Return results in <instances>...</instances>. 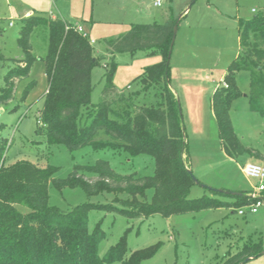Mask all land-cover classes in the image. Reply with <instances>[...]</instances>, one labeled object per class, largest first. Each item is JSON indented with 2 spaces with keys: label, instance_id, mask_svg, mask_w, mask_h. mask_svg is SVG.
<instances>
[{
  "label": "trees",
  "instance_id": "1",
  "mask_svg": "<svg viewBox=\"0 0 264 264\" xmlns=\"http://www.w3.org/2000/svg\"><path fill=\"white\" fill-rule=\"evenodd\" d=\"M21 21L16 44L24 66L5 74L4 87L0 88V108L13 99V77H28L35 60L30 35L36 26L45 25L48 48L43 61L47 88L41 98L36 134L42 135L47 145H60L68 151L90 146L95 150L123 152L130 158L147 156L153 161L154 171L146 176L135 172L120 175L107 161L97 160L93 165L74 166L65 178L55 179L57 168L52 166L39 168L26 160L5 165L7 142L0 139V264H113L116 261L141 264L155 255L159 244L128 253L126 231L100 257L98 244L104 234L100 222L92 232L88 231L90 211L142 220L153 215L170 217L219 208L236 212L252 202L242 192L231 196L207 188L212 196L189 198L195 183L183 157L187 143L178 103L169 84L168 52L176 21L172 15L163 23L131 24L125 34L105 42L108 63L104 87L96 104L90 101L91 72L105 58L95 56L88 38L59 18L31 15ZM238 25L240 49L212 93L211 109L224 154L233 160L244 154L260 159L261 154L246 148L235 134L229 111L231 103L242 96L236 74L247 71L249 108L264 116V14L240 20ZM138 51L158 53L161 60L135 78L140 91L133 94L118 91L112 85L114 57ZM150 91L154 92L156 104L146 106L136 102ZM3 126L0 124V130ZM100 133L108 139L97 140ZM49 185L59 192L65 188L80 189L88 197L107 193L124 198L104 204L86 202L64 211L50 205ZM224 196L233 200L221 199ZM258 235L255 239H242L239 246L226 250L213 264H242L248 257H259L264 252V234Z\"/></svg>",
  "mask_w": 264,
  "mask_h": 264
},
{
  "label": "rangeland",
  "instance_id": "2",
  "mask_svg": "<svg viewBox=\"0 0 264 264\" xmlns=\"http://www.w3.org/2000/svg\"><path fill=\"white\" fill-rule=\"evenodd\" d=\"M153 3L154 0H0V54L3 57L0 60V88L4 87L5 74L24 64L22 59H15L19 52L16 38L22 27L21 18L28 11L41 17L64 18L83 27L93 42L95 56L105 58L91 72L90 101L96 104L104 87L105 65L108 63L105 42L125 34L131 24L165 22L171 8L173 19L179 21L169 58V84L175 93L187 143L185 163L192 170L193 177L210 189L235 192L231 187L246 190L250 185L255 186L256 180L247 179L242 174V167L247 163L264 166V116L249 108L246 95L250 74L247 71L236 74V85L242 96L231 103L229 117L241 143L259 152L260 159H253L248 154L234 161L224 157L211 97L222 80V74L239 52V21L264 14V0H163L160 7ZM30 44L35 59L30 74L21 80L13 99L0 108V124L4 125L0 139L7 142L5 165L26 160L39 168L52 166L57 168L53 178L63 179L74 166H89L97 160H104L120 175L153 174L154 164L147 156L130 158L123 152L95 150L90 146L68 151L60 145H47L45 138L36 134L41 98L47 88L43 61L48 48L45 25L33 29ZM160 60L158 53L144 51L115 55L112 85L126 94L140 91L135 78ZM12 80L15 85V76ZM136 102L149 106L156 104L157 99L150 91L139 96ZM107 139L103 133L97 137V140ZM48 193L50 205L64 211L86 202L104 204L111 203L114 198H124V195L115 197L107 193L88 197L80 189L65 188L59 192L51 185ZM203 195L212 196L208 190L195 184L189 198ZM221 199L233 200L229 196ZM98 222L104 234L98 244L100 257L127 231L128 253L159 244L155 255L141 264H213L214 256H221L226 250L239 246L242 237L254 235L256 238L258 233L264 234V207L256 214L246 212L244 216L229 208H220L170 217L153 215L142 220H128L112 212L90 211L88 231L92 232ZM244 264H264V253Z\"/></svg>",
  "mask_w": 264,
  "mask_h": 264
},
{
  "label": "built area",
  "instance_id": "3",
  "mask_svg": "<svg viewBox=\"0 0 264 264\" xmlns=\"http://www.w3.org/2000/svg\"><path fill=\"white\" fill-rule=\"evenodd\" d=\"M163 0H154L153 5L155 7H160ZM74 30L81 34L83 37L88 38L87 34L83 31L81 26H73ZM65 29H68V25L65 24ZM89 40V39H88ZM92 45L93 42L90 41ZM242 172L247 179L256 180V185L252 188L248 196L252 199V202L238 208L236 213L239 216H244L246 212L250 214H256L258 210L264 207V166L255 164V163H247L242 167Z\"/></svg>",
  "mask_w": 264,
  "mask_h": 264
},
{
  "label": "crops",
  "instance_id": "4",
  "mask_svg": "<svg viewBox=\"0 0 264 264\" xmlns=\"http://www.w3.org/2000/svg\"><path fill=\"white\" fill-rule=\"evenodd\" d=\"M34 12H26L25 14H24V17L23 18H21V20L22 19H24V18H27V17H29V16H31V15H35V14H33ZM170 15H172V11H171V8L169 9V15L167 16V17H169ZM45 18H47V17H45ZM50 18H55V16H53V17H50ZM56 18H59V19H62L63 21H65V22H67V23H69L66 19H64V18H60V17H57L56 16ZM168 19V18H167ZM166 19V20H167ZM71 24V23H70ZM72 25H74V24H72ZM74 26H77V25H74ZM78 26H81V25H78ZM82 27V26H81ZM82 29H83V27H82ZM83 31H84V29H83ZM19 34V33H18ZM17 39V38H16ZM17 45V44H16ZM94 49V48H93ZM18 51L19 52H17L16 54H15V59H22V53H21V51L19 50V48H18ZM32 52V51H31ZM33 54V53H32ZM23 66H24V64H22ZM31 71V70H30ZM44 71H45V66H44ZM226 73V72H225ZM225 73H223L222 74V76H221V79H223V77H224V75H225ZM30 74V73H29ZM29 76V75H28ZM28 77H26V78H21V79H15L16 80V84H15V94H16V91H17V88H18V86H19V84H20V82H21V80H24V79H27ZM46 90V89H45ZM45 92V91H44ZM172 92H173V90H172ZM174 93V92H173ZM213 93V92H212ZM175 94V93H174ZM220 149H221V152L223 153V155H224V157L226 158V159H229V160H232V161H234L233 159H230V158H228L225 154H224V152L222 151V148H221V146H220ZM184 157V160H186L187 159V157H186V155H184L183 156ZM186 165H187V163H186ZM191 172H192V170L189 168V167H187ZM242 174H243V172H242ZM232 186V185H231ZM254 186H252V185H250L249 186V188H247L246 190H243V189H240V188H238V187H231V190L233 189L235 192H237V193H240V192H242V193H245V194H249L250 193V191L252 190V188H253ZM193 188V187H192ZM192 188H191V190H192ZM208 188V187H207ZM191 193V192H190ZM210 193V192H209ZM211 194V193H210ZM220 209V208H219ZM229 209H231V208H229ZM232 210V209H231ZM208 211H210V210H206V212H208ZM233 212V211H232ZM234 213H236V212H234ZM259 234V233H258ZM257 234V235H258ZM253 236L254 235H250V236H247L246 238H252V239H255V238H253ZM241 239H244V237H242ZM218 257H220V256H214L213 257V259H217ZM215 260H212L211 261V263L214 261L215 262Z\"/></svg>",
  "mask_w": 264,
  "mask_h": 264
},
{
  "label": "water",
  "instance_id": "5",
  "mask_svg": "<svg viewBox=\"0 0 264 264\" xmlns=\"http://www.w3.org/2000/svg\"><path fill=\"white\" fill-rule=\"evenodd\" d=\"M178 21H179V19L175 21V24H174V26H173V32H172V38H171V44H170V50H169V52H168V61H169V58H170V55H171V50H172V48H173V44H174V40H175V36H176V33H177V24H178ZM187 172L191 175V177H192V179H193V181H194V183H195L196 185H200L202 188H207L206 186L201 185V184L198 182V180H197L196 178L193 177V175H192V173H191V171H190L189 169H187ZM207 189H210V188H207ZM211 190L216 191V192H218V193H225V194H227V195H231V196H238V195H240V193H237V192H226V191H223V190H215V189H211ZM263 253H264V252H262L261 254H263ZM253 258H254V257H248V258H246V259L242 262V264L248 262L249 260H251V259H253Z\"/></svg>",
  "mask_w": 264,
  "mask_h": 264
}]
</instances>
